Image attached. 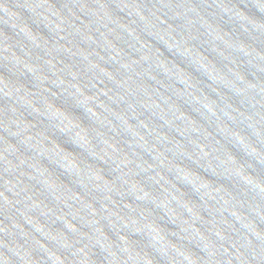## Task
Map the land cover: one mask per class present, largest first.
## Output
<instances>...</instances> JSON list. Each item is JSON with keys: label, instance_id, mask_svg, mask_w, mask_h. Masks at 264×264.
Wrapping results in <instances>:
<instances>
[{"label": "water", "instance_id": "obj_1", "mask_svg": "<svg viewBox=\"0 0 264 264\" xmlns=\"http://www.w3.org/2000/svg\"><path fill=\"white\" fill-rule=\"evenodd\" d=\"M0 264H264V0H0Z\"/></svg>", "mask_w": 264, "mask_h": 264}]
</instances>
